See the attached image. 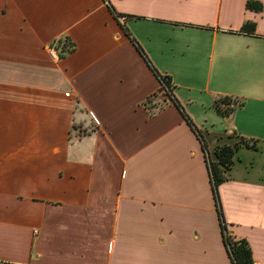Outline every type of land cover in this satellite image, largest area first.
<instances>
[{"label": "crops", "instance_id": "1", "mask_svg": "<svg viewBox=\"0 0 264 264\" xmlns=\"http://www.w3.org/2000/svg\"><path fill=\"white\" fill-rule=\"evenodd\" d=\"M126 29L210 158L264 140V0H0V264H233L202 142ZM224 96L245 106L222 117ZM261 164L218 195L264 264Z\"/></svg>", "mask_w": 264, "mask_h": 264}, {"label": "trees", "instance_id": "2", "mask_svg": "<svg viewBox=\"0 0 264 264\" xmlns=\"http://www.w3.org/2000/svg\"><path fill=\"white\" fill-rule=\"evenodd\" d=\"M246 7L247 9L256 12H261L263 10V5L257 1H248ZM126 32L127 35L130 37L131 41L133 42V44L135 45L136 49L140 53V55L143 57L145 62L148 64V66L150 67V69L152 70V72L160 82L161 84L160 92L162 95L166 97L163 100V102L168 103L169 100L173 105H175L178 108V110L181 112L182 116L188 123V125L198 135L200 141L202 142L203 150L206 154V158L208 161V169L212 181V188L216 200L217 211L220 216V225L222 228L223 238L226 247L228 249V253L230 255L231 261L233 262V264H252L253 263L252 251L250 249L249 244L246 241H236L234 239V236L231 235L228 231V227L224 220L221 210L218 188L221 184L228 181L229 179L228 174L233 169L235 155L238 152V150L240 148L245 147L257 151L259 148L258 141L254 139H247L244 137H240L238 143L234 144L233 146H228V145L217 146L214 151V158L211 157L212 158L211 159L210 156L208 155L209 153H208L207 139L205 134H203L195 127L191 118L186 113L184 107L180 104V102L176 99V97L173 94V90L175 88L172 84L171 77L161 75L152 65L145 52L138 45V43L132 37L130 32L128 30ZM255 32H256V24L250 22L246 23L241 30L242 34L251 35V36L255 35ZM59 47L61 48V52H62L61 57H63L65 53H72L75 50L73 43H71L69 40L65 41L62 45H60L59 42ZM244 106H245L244 101L238 99L237 97H229V96L216 98L213 103V109L217 112L218 115L225 118L231 117L237 110L242 109ZM154 107H153L154 110L158 111L159 109L163 108L164 105L157 103Z\"/></svg>", "mask_w": 264, "mask_h": 264}, {"label": "rangeland", "instance_id": "3", "mask_svg": "<svg viewBox=\"0 0 264 264\" xmlns=\"http://www.w3.org/2000/svg\"><path fill=\"white\" fill-rule=\"evenodd\" d=\"M165 98H166L165 96L164 97L162 96L161 100L163 101ZM162 101L160 103L164 105ZM258 145L259 148L257 151L245 147L240 148L235 155L234 166H236L237 169L245 170L246 167H248L250 164L251 165L254 164L255 162L256 163L260 162L264 164V140H261V142L259 141ZM213 157L214 154H212V158ZM230 172H232V170Z\"/></svg>", "mask_w": 264, "mask_h": 264}, {"label": "built area", "instance_id": "4", "mask_svg": "<svg viewBox=\"0 0 264 264\" xmlns=\"http://www.w3.org/2000/svg\"><path fill=\"white\" fill-rule=\"evenodd\" d=\"M122 20V19H120ZM50 55L54 59L61 58V48L59 47V42L54 43V45L49 49ZM233 107V106H232ZM252 264H259L257 262H253Z\"/></svg>", "mask_w": 264, "mask_h": 264}]
</instances>
